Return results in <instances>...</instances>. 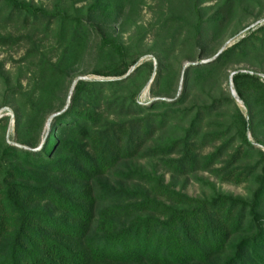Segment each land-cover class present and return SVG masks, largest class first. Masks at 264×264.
I'll use <instances>...</instances> for the list:
<instances>
[{"label": "trees", "instance_id": "trees-1", "mask_svg": "<svg viewBox=\"0 0 264 264\" xmlns=\"http://www.w3.org/2000/svg\"><path fill=\"white\" fill-rule=\"evenodd\" d=\"M92 1L87 18L94 23L89 24L63 9L0 0V19L8 12L10 20L44 23L65 46L55 56L48 52L35 60L30 89L6 93L5 104L17 107V123L28 113L32 138L21 143L31 147L41 143L33 134L57 86L79 71L78 49L95 33L100 36L91 71L100 78L77 80L41 148H21L0 138V264H264V150L254 144L264 146V76L258 72L264 71V23L221 51L227 36L239 33L232 26L243 21L248 6L237 0L208 7L204 4L211 0H160L154 5L161 16L152 48L156 67L153 59L140 60L137 46L102 29L125 15L130 0ZM183 49L198 61L185 68L186 91L177 95L176 56ZM244 64L252 67L228 74L236 97L194 101L195 89H213L227 70ZM154 73L151 92L159 98L143 103L140 93ZM208 120L217 127L203 138L214 135L223 143L205 156L198 143ZM9 121L8 115L0 118L2 129ZM172 121L178 122L175 128ZM183 121L187 127H181ZM152 139L154 145H147ZM230 143L237 150L220 171L252 182L249 199L222 192L190 197L127 164L139 156L164 160L178 152L179 159L167 160L166 166L175 175H188L210 170ZM241 159L243 169L230 170ZM112 175L140 180L147 188L117 186Z\"/></svg>", "mask_w": 264, "mask_h": 264}, {"label": "rangeland", "instance_id": "rangeland-1", "mask_svg": "<svg viewBox=\"0 0 264 264\" xmlns=\"http://www.w3.org/2000/svg\"><path fill=\"white\" fill-rule=\"evenodd\" d=\"M32 3L37 7H43L48 10H58L63 9L67 11L71 16H81L84 19H87L89 24H93L87 18V11L92 0H24ZM133 1V2H132ZM160 0H130L127 3V8L125 9V15L119 20L115 21L112 24H103L102 29L104 32H108L115 37L120 38L126 44H132L138 47L139 53L143 54L141 61L146 59L155 60V65L157 67L158 60L156 55L152 52L154 47L155 40H159L158 35L160 33L161 16L157 14L154 9ZM241 7L248 6L249 9L243 14V21L241 23L235 20L234 26L232 28L239 27V33L236 36H227L225 43H223L222 48L229 46L235 42L239 37L245 35L247 31L254 29L255 27L264 23V0H237ZM132 4L130 5V3ZM217 0H211L204 4L205 7L209 5H215ZM130 5V6H129ZM136 7V8H133ZM132 7V9H131ZM8 12L3 14L0 19V118L4 116H9L10 121L7 126V129H2L0 126V138L5 137L6 142L11 145H15L21 148L39 150L45 141V138L48 136V133L51 128V123L53 119L60 114L61 105L64 101L67 105L71 101V96L73 93V84L76 79H99L95 75L91 74L92 69L97 65V49L100 41V36L95 33L90 37V40L87 44L81 46L78 51L80 56L78 58V65L75 69H79L75 76H71L70 79L64 80L57 86V96L53 98L48 104V108L43 113L42 125L34 132L35 139L41 138V143L37 147H31L27 144L21 143L22 140L29 141V138L32 136L27 135V123L28 118L27 114H21L20 123H17V107L15 105L5 104L6 93L10 88H16L13 92L17 94L20 92V87L23 86L26 90L30 89L32 86L33 80H31V75L36 72L34 62L37 58H40L45 53H51L53 56L57 55L64 46V44H59V40L56 36V33L47 28L43 23L35 22L30 19V21L17 20L13 18L12 20L8 19ZM252 27L251 29H249ZM233 31L232 29L230 32ZM229 32V35H230ZM225 49V48H224ZM223 49V50H224ZM190 51L183 49L177 51L176 59L179 62V68L181 72V77L179 78V88L177 95H180L182 91L185 90L184 84V72L185 68L192 62H197L198 59L188 58ZM157 54V53H156ZM208 60V59H203ZM174 63V60H173ZM175 66V64H173ZM264 65V64H263ZM177 67V66H176ZM252 67L250 64H244L236 66L233 69H229L225 73V77L222 78L218 84L211 88L195 89L192 94L198 99L200 104L207 103L211 101L212 97H222L228 96V94L236 97V91L234 84L232 85L230 80L231 76L237 69ZM133 67L131 71H134ZM175 68V67H174ZM264 68V67H263ZM259 73L264 76V71L262 72L260 68ZM228 74H230L228 76ZM156 74L154 73L151 80L145 85L142 89L139 100L143 103L148 101H153L159 97L153 96L151 92L152 82L155 79ZM186 91V90H185ZM171 100V99H168ZM238 105L247 113V108L238 101ZM29 107L27 108V110ZM26 110V111H27ZM230 114V111L226 112ZM22 121V122H21ZM178 122L172 121V126L175 128ZM210 120L206 121L204 127H202V132L199 135L202 138V141L198 143L200 148L198 150L202 155H209L213 153L217 147L222 145L223 138H215L214 135L208 138L204 137V132L209 131L212 133V130H215L217 125H212ZM170 126V125H169ZM169 126L166 128V131L169 129ZM181 127H187L185 121L181 122ZM180 129V128H179ZM175 132V131H174ZM172 132L174 136L176 135ZM180 133V132H179ZM208 133V132H207ZM218 139V140H214ZM249 140L254 142V138L249 131ZM234 143H230L214 163V166L210 170L197 169L195 172L188 175H175L170 168L166 166V161L170 159H179L178 152L172 153L168 158L162 160L157 156H139L134 159V161L127 162L129 167H137L144 172L150 174H156L161 177V179L177 190L184 192L190 197L194 198H205L210 197L213 193L222 192L228 193L240 198L249 199L251 197L252 191L255 185L252 182L245 180V176L241 178H236V176L226 177V173L223 169V160H226L228 155H231L237 150V147L233 146ZM254 144L264 150V146L254 142ZM147 145H154V140H150ZM217 146V147H216ZM240 158V157H239ZM238 159V157H237ZM257 158L253 160L256 161ZM242 160V159H241ZM249 160V159H247ZM252 162V163H253ZM245 163L243 160L233 162L232 167L233 172L243 169L242 165ZM239 181H238V180ZM110 181L115 183L117 186H124L130 188H147V184L140 180H129L120 178L118 176L112 175ZM161 199H164L161 197Z\"/></svg>", "mask_w": 264, "mask_h": 264}, {"label": "water", "instance_id": "water-1", "mask_svg": "<svg viewBox=\"0 0 264 264\" xmlns=\"http://www.w3.org/2000/svg\"><path fill=\"white\" fill-rule=\"evenodd\" d=\"M251 28H252V27H250L249 29H251ZM224 48H225V46L223 47V49H224ZM223 49H222V50H223ZM222 50H221V51H222ZM221 51H220V52H221ZM79 79H80V78L76 79V81L74 82V84H73V89H74L75 83H76L77 80H79ZM230 82H231V84L233 85V79H231Z\"/></svg>", "mask_w": 264, "mask_h": 264}]
</instances>
